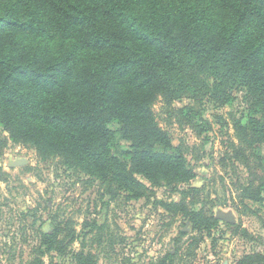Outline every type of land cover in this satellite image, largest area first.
<instances>
[{"label":"trees","instance_id":"1","mask_svg":"<svg viewBox=\"0 0 264 264\" xmlns=\"http://www.w3.org/2000/svg\"><path fill=\"white\" fill-rule=\"evenodd\" d=\"M233 89L249 108L237 140L253 155L264 146V0H0V128L41 161L97 178L112 199L140 198L137 176L171 192L187 186L196 176L187 149L172 144L154 107L194 127L199 113L175 102L209 96L226 105ZM255 180L242 198L260 203L264 171ZM184 198L160 205L210 234L215 217L188 211ZM71 225L38 233L31 264L51 253L97 264L67 251L77 241ZM236 264H264V255Z\"/></svg>","mask_w":264,"mask_h":264},{"label":"rangeland","instance_id":"2","mask_svg":"<svg viewBox=\"0 0 264 264\" xmlns=\"http://www.w3.org/2000/svg\"><path fill=\"white\" fill-rule=\"evenodd\" d=\"M231 94L226 105L209 96L175 102L199 113L194 127L168 115L161 102L155 105L159 125L174 146L187 149L196 176L174 192L137 176L143 185L138 199L131 193L110 198L97 178L59 159L41 161L31 146L13 144L0 128V264H31L38 233L50 231L53 222L72 224L77 241L67 251L90 253L97 264H159L168 254L174 264H236L246 255H264V200L242 198V187L264 171V146L253 155L239 146L235 125L247 122L249 108L243 90ZM183 198L188 211L215 217L210 234L193 230L181 214L172 219L160 205ZM42 260L76 264L71 253Z\"/></svg>","mask_w":264,"mask_h":264},{"label":"water","instance_id":"3","mask_svg":"<svg viewBox=\"0 0 264 264\" xmlns=\"http://www.w3.org/2000/svg\"><path fill=\"white\" fill-rule=\"evenodd\" d=\"M15 164H16V165H20V166H21V165H24V164H25V162H24V161H18V162H16ZM10 166H11V167H13V166H14V164H11Z\"/></svg>","mask_w":264,"mask_h":264}]
</instances>
